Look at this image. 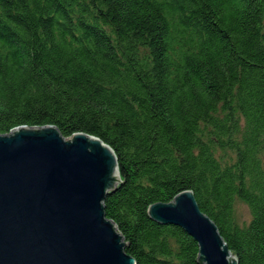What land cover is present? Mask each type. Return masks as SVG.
I'll use <instances>...</instances> for the list:
<instances>
[{
  "label": "trees",
  "instance_id": "obj_1",
  "mask_svg": "<svg viewBox=\"0 0 264 264\" xmlns=\"http://www.w3.org/2000/svg\"><path fill=\"white\" fill-rule=\"evenodd\" d=\"M51 125L114 149L105 212L137 264H205L149 215L185 191L264 264V0H0V134Z\"/></svg>",
  "mask_w": 264,
  "mask_h": 264
},
{
  "label": "water",
  "instance_id": "obj_2",
  "mask_svg": "<svg viewBox=\"0 0 264 264\" xmlns=\"http://www.w3.org/2000/svg\"><path fill=\"white\" fill-rule=\"evenodd\" d=\"M121 181L114 149L96 136L52 125L0 134V264H137L105 212ZM149 215L192 236L205 264H239L192 191Z\"/></svg>",
  "mask_w": 264,
  "mask_h": 264
},
{
  "label": "rangeland",
  "instance_id": "obj_3",
  "mask_svg": "<svg viewBox=\"0 0 264 264\" xmlns=\"http://www.w3.org/2000/svg\"><path fill=\"white\" fill-rule=\"evenodd\" d=\"M236 212H237V219H238L240 224H246L252 218L251 211H250L249 207L242 202L237 203Z\"/></svg>",
  "mask_w": 264,
  "mask_h": 264
}]
</instances>
